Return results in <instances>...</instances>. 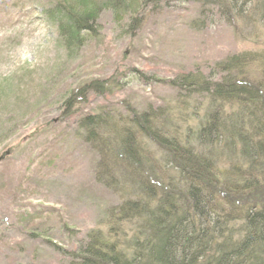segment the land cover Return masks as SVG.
<instances>
[{"label":"rangeland","instance_id":"obj_1","mask_svg":"<svg viewBox=\"0 0 264 264\" xmlns=\"http://www.w3.org/2000/svg\"><path fill=\"white\" fill-rule=\"evenodd\" d=\"M57 1L0 0V264H70L67 252L109 230L125 196L97 181L85 116L115 122L150 106L187 115L199 95L182 100L178 76L264 50V26L232 21L219 1L190 0L147 5L132 31L128 13L105 9L98 34L69 53L48 15ZM98 80L109 81L106 93L89 89Z\"/></svg>","mask_w":264,"mask_h":264},{"label":"trees","instance_id":"obj_2","mask_svg":"<svg viewBox=\"0 0 264 264\" xmlns=\"http://www.w3.org/2000/svg\"><path fill=\"white\" fill-rule=\"evenodd\" d=\"M187 1L58 0L48 15L70 53L98 34L105 9L128 13L132 31L147 5ZM216 1L232 21L264 26V0ZM172 84L182 100L199 95V106L187 115L150 106L128 120H81L99 154L97 181L125 199L109 211L107 233L93 231L67 252L70 264H264V50L229 55L208 75L185 73ZM107 86L88 85L101 94Z\"/></svg>","mask_w":264,"mask_h":264}]
</instances>
